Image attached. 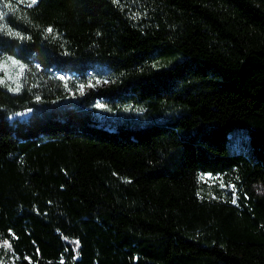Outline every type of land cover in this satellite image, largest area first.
Wrapping results in <instances>:
<instances>
[{
    "label": "trees",
    "instance_id": "1",
    "mask_svg": "<svg viewBox=\"0 0 264 264\" xmlns=\"http://www.w3.org/2000/svg\"><path fill=\"white\" fill-rule=\"evenodd\" d=\"M0 13V264H264V0Z\"/></svg>",
    "mask_w": 264,
    "mask_h": 264
},
{
    "label": "rangeland",
    "instance_id": "2",
    "mask_svg": "<svg viewBox=\"0 0 264 264\" xmlns=\"http://www.w3.org/2000/svg\"><path fill=\"white\" fill-rule=\"evenodd\" d=\"M0 62H7V68L4 70H0V79L5 81V82H8V83L16 84L17 81L19 80V79H17V77L19 76V78H20V76H21L19 68L17 66H13L11 64V62L8 59H6L5 57H2ZM104 84H106V81L103 79H99V78H94L91 81H89L87 84L76 83L77 93L82 94L88 90H94L97 87H100ZM81 86H83V87H81ZM71 93H73V92H71ZM200 179L209 186H214V185H216L218 187L222 186L221 181L219 179L213 178L209 175H200ZM258 193L262 194V191L258 190ZM3 248H4L3 251L0 250L1 251L0 257H5V255L7 254L5 247H3ZM0 249H1V245H0ZM6 263H8V262L6 261Z\"/></svg>",
    "mask_w": 264,
    "mask_h": 264
},
{
    "label": "snow or ice",
    "instance_id": "3",
    "mask_svg": "<svg viewBox=\"0 0 264 264\" xmlns=\"http://www.w3.org/2000/svg\"><path fill=\"white\" fill-rule=\"evenodd\" d=\"M114 2H116V0H114ZM36 3H37V0H31V4L32 5H34ZM29 6H31V5H29ZM0 20H3V14L2 13H0ZM4 29H5V25L0 24V30H4ZM46 32L47 33H52L53 29L52 28H48L46 30ZM21 38L23 39V37H21ZM8 60L11 62V64L13 66H17L19 68L20 74H22L24 72L25 66L23 64H20L18 60L13 59L11 57H9ZM6 68H7V62H0V70H4ZM17 79H19V76L17 77ZM3 83H4V81L0 80V84H3ZM20 87H21V85L17 84L15 91H19ZM81 87H83V86H81ZM9 90L12 91L13 89L10 88Z\"/></svg>",
    "mask_w": 264,
    "mask_h": 264
}]
</instances>
